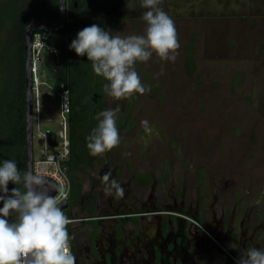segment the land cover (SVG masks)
<instances>
[{"label":"rangeland","instance_id":"obj_1","mask_svg":"<svg viewBox=\"0 0 264 264\" xmlns=\"http://www.w3.org/2000/svg\"><path fill=\"white\" fill-rule=\"evenodd\" d=\"M132 2L139 5L140 0ZM159 7L175 23L178 56L172 62L153 54L147 62L136 63L149 89L145 94L118 101L105 96L106 110L117 113L116 127L122 121L128 126L120 131L119 148L111 157L130 158L134 172L161 170L166 164L194 183L203 170L213 190L222 189L227 196L240 190L248 205H255L264 194V0H161ZM109 8L106 13L115 22L107 31L145 34L146 9L129 11L125 0H111ZM44 54L45 49L38 62L34 159L45 147L40 134L61 129L59 97L50 86ZM145 120L150 134L141 125ZM97 173L98 166H93L77 176L85 190ZM259 206L264 215V205ZM68 210L65 215L74 218Z\"/></svg>","mask_w":264,"mask_h":264},{"label":"flooded vegetation","instance_id":"obj_2","mask_svg":"<svg viewBox=\"0 0 264 264\" xmlns=\"http://www.w3.org/2000/svg\"><path fill=\"white\" fill-rule=\"evenodd\" d=\"M118 148L90 159L85 169L98 166V175L87 190L71 180L72 189L81 185L69 200L76 264H236L240 250L264 249V215L240 190H213L203 170L196 184L166 164L134 172L130 158L111 157ZM109 171L123 197L105 195Z\"/></svg>","mask_w":264,"mask_h":264},{"label":"clouds","instance_id":"obj_3","mask_svg":"<svg viewBox=\"0 0 264 264\" xmlns=\"http://www.w3.org/2000/svg\"><path fill=\"white\" fill-rule=\"evenodd\" d=\"M125 3L129 11L146 9L142 14L147 25L144 35H113L92 24L80 30L69 46L77 56H87L93 73L108 82L103 91L117 101L149 91L136 71L138 61L147 62L155 54L161 61L174 62L180 47L173 19L159 7L161 0ZM59 6L64 10L63 0ZM96 119L98 125L86 137V147L93 157L120 143L116 111H101ZM141 125L146 134L152 132L148 121H141ZM10 182H23L26 191L22 193L15 187L9 190ZM103 182L106 196L123 197L124 188L111 178V171L104 174ZM53 191L63 194V189L48 181L42 172H25L21 177L14 161L6 160L0 165V264H76L67 231L72 221L58 206L56 197L49 195ZM254 204L264 205V194ZM12 213L16 214L15 222L8 219ZM236 264H264V249L240 250Z\"/></svg>","mask_w":264,"mask_h":264},{"label":"trees","instance_id":"obj_4","mask_svg":"<svg viewBox=\"0 0 264 264\" xmlns=\"http://www.w3.org/2000/svg\"><path fill=\"white\" fill-rule=\"evenodd\" d=\"M110 1L73 0L68 4V20L63 28L39 33L47 37L43 62L52 74L50 86L56 94L68 90L71 99V155L65 166L72 183L78 181L77 176L85 167L93 164L90 159L95 157L89 155L86 137L98 125L97 114L106 110L103 86L107 81L93 73L86 55L77 56L69 46L85 27L98 24L108 30L114 26L113 14L106 13ZM99 12L105 16L97 17ZM58 18L59 0H0V165L6 160L14 161L21 177L27 165L25 32L34 22H53ZM190 49L192 55L193 44ZM188 67L190 72L195 71L192 58ZM124 124H119V131ZM8 187L9 190L19 188L22 193L26 191L23 182H10ZM80 192L79 184L73 187L72 196L76 198ZM16 218L12 213L10 222H15Z\"/></svg>","mask_w":264,"mask_h":264},{"label":"built area","instance_id":"obj_5","mask_svg":"<svg viewBox=\"0 0 264 264\" xmlns=\"http://www.w3.org/2000/svg\"><path fill=\"white\" fill-rule=\"evenodd\" d=\"M43 36V37H42ZM42 38L44 35L36 34L34 36V43H33V64H34V89L35 93L36 84L38 74L36 72L37 65L39 66L40 56L44 50V44L42 43ZM52 88V87H51ZM38 95V93H36ZM59 97V104H60V116H61V129L55 131L56 133V140H57V147L52 148L47 143V134L49 132L54 131H47L40 136L43 138L45 142V147L42 150V154L39 156L38 159H34L33 163V173L35 174H42L46 177V179L52 180L59 188L63 189V194L61 192H57L55 195L58 206H60L63 202L69 201L72 194V186H71V179L68 174L67 168L65 163L68 161L71 155V147H70V135H69V115L71 113V99L68 90H63L57 93ZM66 98V99H65ZM65 211V210H63ZM71 224L67 226V231L69 233L71 225L74 223L73 219ZM71 250L72 244L70 240Z\"/></svg>","mask_w":264,"mask_h":264},{"label":"water","instance_id":"obj_6","mask_svg":"<svg viewBox=\"0 0 264 264\" xmlns=\"http://www.w3.org/2000/svg\"><path fill=\"white\" fill-rule=\"evenodd\" d=\"M66 7L61 10L59 6V18L53 22H34L27 26L25 32V92H26V114H27V147H26V172L33 173L34 163V107L36 93L34 89V64H33V43L34 36L40 32H54L63 28L68 20V0H63ZM61 0H59V5ZM47 143L50 147H57L56 133L47 134ZM48 181L54 183L52 180ZM55 184V183H54ZM58 191L50 192L49 195L55 196ZM59 207L62 210L69 208V201L63 202Z\"/></svg>","mask_w":264,"mask_h":264},{"label":"bare ground","instance_id":"obj_7","mask_svg":"<svg viewBox=\"0 0 264 264\" xmlns=\"http://www.w3.org/2000/svg\"><path fill=\"white\" fill-rule=\"evenodd\" d=\"M36 72H37V74H38V72H39V66L37 65V67H36ZM38 85V86H37ZM36 90H37V92L36 93H38V95L37 96H39V90H40V86H41V80L39 79V77L37 78V84H36ZM41 107V106H40ZM41 109V108H40Z\"/></svg>","mask_w":264,"mask_h":264}]
</instances>
